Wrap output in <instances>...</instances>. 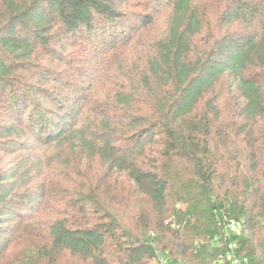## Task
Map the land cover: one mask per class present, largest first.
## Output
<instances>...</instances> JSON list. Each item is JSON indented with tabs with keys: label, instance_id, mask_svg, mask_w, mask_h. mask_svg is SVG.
I'll use <instances>...</instances> for the list:
<instances>
[{
	"label": "trees",
	"instance_id": "obj_1",
	"mask_svg": "<svg viewBox=\"0 0 264 264\" xmlns=\"http://www.w3.org/2000/svg\"><path fill=\"white\" fill-rule=\"evenodd\" d=\"M232 253L264 264V0H0V264Z\"/></svg>",
	"mask_w": 264,
	"mask_h": 264
},
{
	"label": "built area",
	"instance_id": "obj_2",
	"mask_svg": "<svg viewBox=\"0 0 264 264\" xmlns=\"http://www.w3.org/2000/svg\"><path fill=\"white\" fill-rule=\"evenodd\" d=\"M240 227H241L240 221L234 220V219H229L225 222L224 230L226 233L231 232V233H235V234L239 235L240 234ZM228 248L232 251L235 250V248H236L235 242L229 243ZM227 259L232 264H245V262H246V258H240L239 256H237L233 253L227 255ZM153 264H168V259L166 257L159 256L153 261Z\"/></svg>",
	"mask_w": 264,
	"mask_h": 264
},
{
	"label": "rangeland",
	"instance_id": "obj_3",
	"mask_svg": "<svg viewBox=\"0 0 264 264\" xmlns=\"http://www.w3.org/2000/svg\"><path fill=\"white\" fill-rule=\"evenodd\" d=\"M157 9H158V12H159L157 19L159 20V23L161 25V24H163V21L167 18V15H168L169 10L167 8H161V7H158ZM105 86H106V88L103 91L100 92L101 93L100 94L101 95V98H103V96H105L107 94L106 92H107L108 85H105ZM93 164H95V165H93ZM90 165L91 166L93 165L92 168H95V167H97L98 164L97 163H93L92 161H90ZM51 204H53V202ZM32 205H35V204H32ZM54 205H57L58 206V203L53 204L52 206H54ZM47 206L48 205H46L45 206L46 208L40 213V219L45 220V217H46L47 213L50 210H52V208L47 207ZM26 207H31V206L27 204ZM79 263L80 262H76V264H79ZM168 264H173V263L169 261Z\"/></svg>",
	"mask_w": 264,
	"mask_h": 264
}]
</instances>
